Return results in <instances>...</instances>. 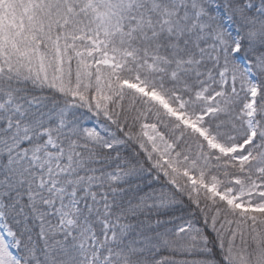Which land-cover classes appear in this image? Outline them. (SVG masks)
Instances as JSON below:
<instances>
[{
  "label": "snow or ice",
  "instance_id": "6c2138e0",
  "mask_svg": "<svg viewBox=\"0 0 264 264\" xmlns=\"http://www.w3.org/2000/svg\"><path fill=\"white\" fill-rule=\"evenodd\" d=\"M0 264H264V0H0Z\"/></svg>",
  "mask_w": 264,
  "mask_h": 264
}]
</instances>
